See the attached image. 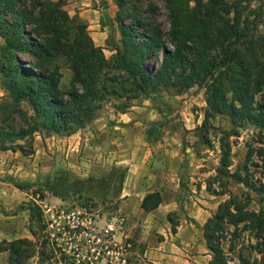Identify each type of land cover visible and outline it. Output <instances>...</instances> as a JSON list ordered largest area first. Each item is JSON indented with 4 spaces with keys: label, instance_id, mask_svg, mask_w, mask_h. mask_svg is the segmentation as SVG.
I'll return each instance as SVG.
<instances>
[{
    "label": "trees",
    "instance_id": "trees-1",
    "mask_svg": "<svg viewBox=\"0 0 264 264\" xmlns=\"http://www.w3.org/2000/svg\"><path fill=\"white\" fill-rule=\"evenodd\" d=\"M115 1L121 37L119 42L110 40L115 53L107 56L90 35L88 24L65 9L66 0H0V36L4 39L0 72L8 92V99L0 103L4 119L0 120L1 149L27 153L20 141L29 140L33 148L36 133H76L98 116L108 100L121 101L116 108L126 112L141 97L182 94L195 85L206 89L204 125L217 115H226L233 129L225 136L237 135L239 128L250 123L259 129L260 141L264 139V30L256 31L253 0H165L168 30L138 11L128 10L125 0ZM20 53H29L34 60L26 61ZM61 60L72 72L67 88L61 84ZM14 114L20 115L24 125L11 121ZM201 137L207 141L206 135ZM147 139L156 140L151 128ZM221 150L218 174L264 191L247 174L230 170L232 149L225 137ZM54 181L74 186L77 180L59 170ZM207 189L231 194L205 225L212 253L209 264H229L224 242L230 243V252H236L241 232L247 230L256 238L250 253L262 256L251 258L240 248V264H264V209H251L250 196L240 198L229 188L219 192L208 185ZM162 201L161 192L153 191L146 194L141 206L151 211ZM25 209L30 211V231L36 240H3L0 251L9 252L10 264H24L36 252L43 263L47 255L44 233L48 224L43 209L36 200ZM170 221L176 231L178 222L171 214ZM230 226H234L233 238L225 234Z\"/></svg>",
    "mask_w": 264,
    "mask_h": 264
},
{
    "label": "rangeland",
    "instance_id": "rangeland-1",
    "mask_svg": "<svg viewBox=\"0 0 264 264\" xmlns=\"http://www.w3.org/2000/svg\"><path fill=\"white\" fill-rule=\"evenodd\" d=\"M251 6L255 9V18L256 21L258 20L256 31L261 33L264 30V0H253ZM125 7L130 11H138L143 16H147L161 24L166 30L169 29L170 18L165 0H125ZM65 9L71 16L76 15L67 1ZM2 44H4V39L0 36V46ZM20 56L26 61L34 60L29 53H20ZM2 63L3 59L0 53V67ZM60 63H62L61 71L63 72L61 84L64 88H67L72 72L63 60ZM0 77L3 85H5V78L1 72ZM7 99L8 94L1 102ZM120 102L114 99L106 101L98 116L80 130L88 128L85 130L88 136L94 130L99 131L103 122L113 121L115 114L124 113L116 108V105ZM23 106L27 108L25 103ZM206 109V89L198 85L182 94L163 92L162 94H153L150 97H141L134 100L132 106L126 112H136V120L137 118L143 119L142 123H138L131 129V132L137 135L133 137L136 145L134 147H148L149 143L154 144L156 140L162 137V134L166 135L165 132L169 131L176 140L172 145H177L179 142L184 151L188 149L183 166L188 168L190 163L194 164L195 172L193 175L196 179L191 180L193 183L191 194H199L202 185H205V188H208L209 185L219 192L229 188L233 195L240 198L246 199L247 196H250L251 209L257 211L261 208L264 209V191L250 189L243 183L236 182L232 177L218 174L222 156L221 138L225 137L230 142L232 149L230 170L247 174L249 179L256 183L257 187L264 190V154H260V150H264V139L260 141L259 129L253 124L246 123L238 129L239 133L237 135L225 136V132L233 129L230 118L226 115H217L211 118L207 125H204ZM2 116L0 113V120L3 119ZM152 118H155V120L150 121ZM9 121H5V124H8ZM11 121L18 126L24 125L19 114H14V119ZM149 128L153 131V137L156 140L150 141L147 139ZM44 134L47 133L44 132ZM201 135H206L207 141ZM20 143L24 144L27 152H23L24 155L34 152V145L31 148L29 140L27 143H24V141H20ZM108 143L110 142L106 143L107 148ZM104 146L105 144H102V147ZM250 152H253L252 157L247 160ZM135 162L142 163L143 161L141 158L136 157ZM124 164L114 165L109 174L82 176L74 171V167L70 166L60 167L54 171L51 163H49L48 166L51 167V171L43 174L34 182L21 179L13 180L14 185L20 184L21 188L15 191V198L18 202L14 208L8 210L11 213L0 218V243L3 240L11 241L25 238V234L29 233L30 230V211L25 207L29 202L43 196V201L38 202V204L42 207L48 224L44 233V236L46 234L45 239L48 241V246L45 249L47 255L42 263L39 254L36 252L24 264H64L63 262L65 264H118L115 257L108 253L104 229L116 217L124 215L123 211L119 210V196L122 192L125 174ZM59 170H64L70 180H77L78 182L75 181L74 186H65L62 182L55 183L54 178ZM187 182L184 183V187L189 188ZM55 194H58V196ZM183 194L189 195L188 192ZM223 197L226 200L231 197V194L227 192ZM19 210L22 211L18 212ZM14 212L16 216H14ZM240 226H243V224ZM233 230L234 226L228 227L225 233L227 238H233ZM241 233L236 252L229 251L230 243L228 241L223 244L229 257V264H240V248L251 258L255 256L261 258L262 256L257 252L250 253L249 251L250 244L256 243L254 232L247 230ZM99 237H102V240H98ZM128 240L132 243L129 258L135 264H139L133 255L132 239ZM112 247L113 245H110V248ZM62 252L66 256L63 262L60 261V258L64 256ZM0 264H10L7 250L0 251Z\"/></svg>",
    "mask_w": 264,
    "mask_h": 264
},
{
    "label": "crops",
    "instance_id": "crops-1",
    "mask_svg": "<svg viewBox=\"0 0 264 264\" xmlns=\"http://www.w3.org/2000/svg\"><path fill=\"white\" fill-rule=\"evenodd\" d=\"M66 1L73 13L88 24L95 43L104 47L107 56H112L115 49L109 42H119L121 37L116 1ZM7 94L0 77V102ZM142 122V118L136 120V112H124L115 114L113 121L103 122L99 131H90V136L85 132L88 128L73 134L36 133L34 152L29 155L0 148V218L8 216L11 213L8 210L18 202L15 198L18 187L13 180L34 182L51 171L49 163L54 171L70 166L82 176L109 174L114 165L127 163L119 196V210L123 211L127 223L123 231L116 233V239H132L133 255L139 264H209L212 253L205 225L225 200V194H213L205 185L199 194H191V180L196 179L194 164L190 163L188 168L183 166L188 149L184 151L179 142L172 145L176 140L169 131L148 147H134L133 137L137 135L131 129ZM107 142H110L108 148ZM136 157L143 162H135ZM186 181L189 188L184 187ZM153 191H160L163 201L156 209L146 211L141 206L143 199ZM186 192L188 196L183 194ZM170 214L178 222L176 231L172 230ZM25 237L35 238L30 230Z\"/></svg>",
    "mask_w": 264,
    "mask_h": 264
},
{
    "label": "built area",
    "instance_id": "built-area-1",
    "mask_svg": "<svg viewBox=\"0 0 264 264\" xmlns=\"http://www.w3.org/2000/svg\"><path fill=\"white\" fill-rule=\"evenodd\" d=\"M35 200L39 203L43 201L41 198ZM126 221V216L120 215L104 229L106 248L108 253L115 257L118 264H135L134 261L129 258L132 243L129 240H117L115 236L117 232L124 230ZM98 240H102V237H99ZM110 245H113V247L110 248Z\"/></svg>",
    "mask_w": 264,
    "mask_h": 264
}]
</instances>
